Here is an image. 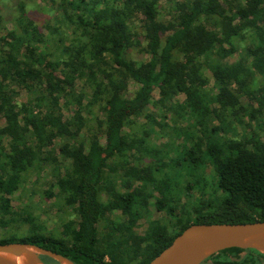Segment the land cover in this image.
I'll use <instances>...</instances> for the list:
<instances>
[{"label":"trees","instance_id":"16d2710c","mask_svg":"<svg viewBox=\"0 0 264 264\" xmlns=\"http://www.w3.org/2000/svg\"><path fill=\"white\" fill-rule=\"evenodd\" d=\"M49 2L57 15L38 22L24 3L2 14L0 0V27L11 26L0 30V244L148 264L193 224L264 222V0ZM150 105L187 122L175 128L178 173H161ZM33 172L74 209L61 231L13 205ZM205 263L264 264V253L228 248Z\"/></svg>","mask_w":264,"mask_h":264},{"label":"rangeland","instance_id":"374dc122","mask_svg":"<svg viewBox=\"0 0 264 264\" xmlns=\"http://www.w3.org/2000/svg\"><path fill=\"white\" fill-rule=\"evenodd\" d=\"M18 3H24L28 11V15H30L32 19L34 18L38 22H40L41 20L47 21L57 15V8L55 9L49 2V0H4L2 14L11 12L14 13ZM163 6L164 7L161 14L169 17L170 6L168 5V3H164ZM139 24L140 22L138 20L135 21L133 25L134 31L140 32ZM10 27L11 26L9 24H7L6 26L1 25L0 30L3 34H5L7 32V28ZM249 43L250 41H246V44ZM47 49H50L49 51H51V54H56L54 58L63 57L61 52L58 50L59 48L54 46V44H49ZM141 51L142 50L140 46H135L134 49H131L130 56L136 61L145 60L146 56ZM242 51L243 49L239 50V53H241ZM239 53H237L235 57L227 59V62L232 63L237 60ZM207 74L211 77V85L209 87L213 88L215 81L212 77L211 72H207ZM131 89H135V87L132 86ZM155 96L156 93L154 97ZM26 98L27 95L25 93L20 95L21 101H25ZM184 99L185 96L181 95L176 99V101H174L179 106L180 103H183ZM149 113L155 115V117H157L158 120H160V122L162 123V126L155 127V132L150 135V144L154 147L156 146V148L161 152L163 151L162 155L166 156L168 154V157L166 158V161H169L168 166L165 167V169L163 168V171L161 173H178L179 171H181L180 166L174 165L177 164L176 162L179 160L182 149L180 146L181 139L178 138L177 134L175 133V128L184 127L187 125V122L184 121V118L181 117V115L178 113V110L166 113L164 110L150 105ZM66 114L70 115V110H68ZM140 119V125H144L147 121L146 117H142ZM236 127L239 128L238 131H242L243 125H237ZM228 136H234V129L232 132L230 130ZM56 150L57 152H59L58 146ZM156 166H160L159 162L156 163L155 167ZM184 173H187V171L185 170ZM206 173L209 175L213 174V169L211 168V166L207 167ZM30 176L31 179L28 180V182L24 184L23 188H21L16 193L15 197H13L14 207H19L23 204L32 206L35 210V214L37 216L40 215L42 221H47V225H49L50 228L61 231L63 229V224L67 220L76 218L74 209L66 207L63 204V201L58 199L56 196H49L48 194H46V191L49 189V184L44 180L43 177H38L37 172L31 173ZM56 193L57 190L55 189L54 194ZM152 212L154 216L159 215L157 214V211H155L154 207L152 208Z\"/></svg>","mask_w":264,"mask_h":264},{"label":"water","instance_id":"95a60500","mask_svg":"<svg viewBox=\"0 0 264 264\" xmlns=\"http://www.w3.org/2000/svg\"><path fill=\"white\" fill-rule=\"evenodd\" d=\"M264 222L254 223H218L193 224L148 264H211L205 263L213 254L228 248H256L264 253ZM35 248L36 263L45 264L41 255H47L57 261L68 258L42 249L35 245L15 242L0 244V252L17 256ZM0 264H15L0 256Z\"/></svg>","mask_w":264,"mask_h":264},{"label":"bare ground","instance_id":"6f19581e","mask_svg":"<svg viewBox=\"0 0 264 264\" xmlns=\"http://www.w3.org/2000/svg\"><path fill=\"white\" fill-rule=\"evenodd\" d=\"M35 253H38V250L32 247L29 249V252H25L20 256L6 252H0V256L15 264H34L36 263V259L34 257ZM58 264H72V263L68 260H61L58 261Z\"/></svg>","mask_w":264,"mask_h":264}]
</instances>
